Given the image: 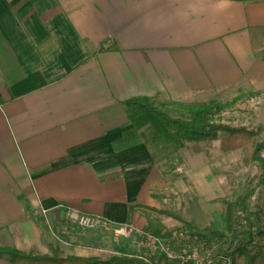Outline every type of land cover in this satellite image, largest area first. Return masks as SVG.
<instances>
[{
	"label": "crops",
	"instance_id": "1",
	"mask_svg": "<svg viewBox=\"0 0 264 264\" xmlns=\"http://www.w3.org/2000/svg\"><path fill=\"white\" fill-rule=\"evenodd\" d=\"M242 90L264 91V0H0V247L99 258L106 230L68 210L157 233L164 179L125 103Z\"/></svg>",
	"mask_w": 264,
	"mask_h": 264
},
{
	"label": "trees",
	"instance_id": "2",
	"mask_svg": "<svg viewBox=\"0 0 264 264\" xmlns=\"http://www.w3.org/2000/svg\"><path fill=\"white\" fill-rule=\"evenodd\" d=\"M257 2L260 0H238ZM233 101L212 100L201 104L171 103L157 106L149 98H134L125 103L130 123L139 131L141 138L155 162L159 165L167 152L180 155L189 144H203L220 139L223 153L243 151L245 167L259 165L262 173L253 178L254 188L237 201L222 200L225 205L227 230L189 226L190 235L204 241V250L211 253V264H236L237 256L244 264H264V223L255 230L249 209L260 189L264 188V128L233 127L224 116L236 105ZM166 175L163 167H159ZM150 210L170 215L167 211ZM257 215H264V204L258 206ZM177 219H180L177 217ZM247 227V230L245 228ZM0 259L11 264H175L156 253L134 256L128 253L108 260L100 258H64L60 249L53 248L51 256L25 253L15 247H0Z\"/></svg>",
	"mask_w": 264,
	"mask_h": 264
},
{
	"label": "rangeland",
	"instance_id": "3",
	"mask_svg": "<svg viewBox=\"0 0 264 264\" xmlns=\"http://www.w3.org/2000/svg\"><path fill=\"white\" fill-rule=\"evenodd\" d=\"M236 97L238 101L225 114V122L233 127L264 128V91H235L218 98L215 96L211 100L226 102L233 101ZM166 154L167 159L163 155L160 157L162 162L159 167H163L166 175L161 170L164 188L158 193V198L160 210L167 211L170 215H153L155 223L162 228L157 233L150 232L159 238L161 245L152 249L136 243L134 237L117 238L113 231L101 230L102 232L93 234L103 236L106 242L98 245L99 253L94 257L108 260L124 252L134 256H145L154 252L164 257L166 262L170 259L169 256L176 259L183 255L191 261L197 258L200 260L199 264H206L204 241L193 238L189 226L226 231V207L222 200L237 201L255 187L257 181H253V178L262 173L259 165L244 166L242 150L223 153L220 139L203 144H189L186 150L180 151V155L170 151ZM263 204L264 188L259 190L249 209L255 230L264 223V215L256 214L258 206ZM191 261L189 263L194 264ZM236 264H244L243 257L237 256Z\"/></svg>",
	"mask_w": 264,
	"mask_h": 264
},
{
	"label": "built area",
	"instance_id": "4",
	"mask_svg": "<svg viewBox=\"0 0 264 264\" xmlns=\"http://www.w3.org/2000/svg\"><path fill=\"white\" fill-rule=\"evenodd\" d=\"M68 220L78 225L83 230H106V231H113L117 238L119 237H125V238H131L134 237V240L136 243H139L141 246L144 247H151L152 249L156 246L161 245V241L156 236L149 234V233H143L138 230L133 229L130 226H123V225H116L112 224L111 222L107 221L105 218L100 216H91L84 213H81L79 211L75 210H68L67 213ZM154 253V252H153ZM211 253L209 251H206V258L205 262L206 264H211ZM169 260L176 261L179 260L178 264H190L191 261L190 258H185V256H180L179 258H174L173 256H169ZM175 259V260H174ZM194 264H199L200 260L197 258L192 259Z\"/></svg>",
	"mask_w": 264,
	"mask_h": 264
}]
</instances>
